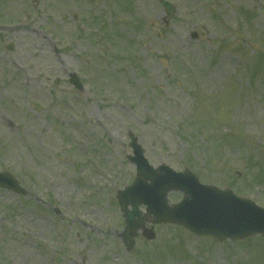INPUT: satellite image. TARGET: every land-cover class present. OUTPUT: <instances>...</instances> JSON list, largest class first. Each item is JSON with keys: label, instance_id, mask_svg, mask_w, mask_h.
Returning a JSON list of instances; mask_svg holds the SVG:
<instances>
[{"label": "rangeland", "instance_id": "374dc122", "mask_svg": "<svg viewBox=\"0 0 264 264\" xmlns=\"http://www.w3.org/2000/svg\"><path fill=\"white\" fill-rule=\"evenodd\" d=\"M166 1L0 0V171L25 191L0 190V264H264L259 236L118 237L129 132L264 208V0Z\"/></svg>", "mask_w": 264, "mask_h": 264}, {"label": "water", "instance_id": "95a60500", "mask_svg": "<svg viewBox=\"0 0 264 264\" xmlns=\"http://www.w3.org/2000/svg\"><path fill=\"white\" fill-rule=\"evenodd\" d=\"M167 14L172 6L160 1ZM70 83L80 89L78 80L71 76ZM134 162L137 166V179L133 186L119 193L118 202L126 219L123 241L127 248L132 245L139 223L144 221L137 211L141 204L147 207L146 217L151 222H168L182 225L198 235L215 239H244L255 234L264 237V209L256 207L246 199L234 197L230 192L202 187L189 173L175 174L166 167L151 170L142 156L140 147L132 138ZM146 182H150L146 184ZM0 186L20 191L17 184L7 174L0 175ZM170 190L182 191L186 198L176 206L169 207L166 194ZM132 207L127 212V206ZM150 216H153L152 218ZM135 217L138 221H135Z\"/></svg>", "mask_w": 264, "mask_h": 264}]
</instances>
